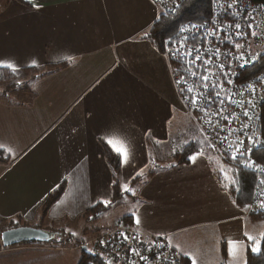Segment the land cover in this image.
Masks as SVG:
<instances>
[{"label": "crops", "instance_id": "crops-1", "mask_svg": "<svg viewBox=\"0 0 264 264\" xmlns=\"http://www.w3.org/2000/svg\"><path fill=\"white\" fill-rule=\"evenodd\" d=\"M113 2L0 0L1 68L67 64L36 81L29 97L17 96L20 105L0 100V150L9 161L0 163V219L18 217L30 223L61 184V197L48 210L51 223L83 216L103 201L110 203L114 173L102 145L117 155L104 142L116 135L130 151V163L120 162L118 178L120 186L134 185L127 197L132 209L125 211L131 225L144 233L170 234L173 248L191 262L195 253L188 227H177L175 216L187 210L188 205L180 208L179 202L193 188L186 186L179 171L201 167L203 171L185 173L199 177L203 190L218 197L210 234L217 236L219 245L211 252L219 253L231 239L245 256L253 223L217 184L215 161L196 156L195 164L189 160L178 165L173 159L161 164L164 152L172 154L170 139L184 136L180 131L174 135L173 128L181 123L175 124L174 109H185L167 61L145 35L157 19L156 8L149 0ZM185 115L188 126L195 128ZM227 224L233 225L229 232L218 230ZM183 238L189 245L184 246ZM82 247L86 250V244ZM234 259L225 264H237Z\"/></svg>", "mask_w": 264, "mask_h": 264}, {"label": "trees", "instance_id": "trees-1", "mask_svg": "<svg viewBox=\"0 0 264 264\" xmlns=\"http://www.w3.org/2000/svg\"><path fill=\"white\" fill-rule=\"evenodd\" d=\"M170 1V4L162 5V7L164 6V9L162 10L156 7V10L159 13L157 19L150 25L146 32V38L151 43V46H153L167 61L171 78L177 76L180 79H190L188 71V61L190 60L188 59L189 56L184 55V53L188 49H192L194 52L196 48L203 47L206 41L203 39L204 37L202 35H196L193 29L186 31L185 33H179V28L182 25L188 24H195L198 28L204 26H209L211 28L212 40L208 42L207 45L214 48V53L205 55L204 59H210L212 61L210 64H204L205 68L213 74L209 81L223 85L221 89L230 90L233 85L232 83H227L225 73L229 74L228 78L231 79L234 84L237 82L239 85L253 82L254 79H257L259 76H264V0H237L238 3L245 1L246 5L253 11V14H251V12H243L240 8H236L235 4H233V7L228 8L227 6L229 2L231 3L233 0H226L228 4H213V0ZM177 5H179V7H177ZM237 23L241 25L239 30L235 28V24ZM249 24L251 27H248ZM237 31L242 33V35H237ZM253 32L255 35H253ZM217 36L221 37L220 42H216L214 37ZM229 38L231 42H229ZM169 39H171L173 43L170 45L171 51H166L165 41H168ZM182 41L186 47H181L179 48V51H177V48ZM237 43L241 44L242 47L239 49L236 48L235 44ZM217 49H219V55H216ZM225 51H229L231 55H225ZM240 56H243L244 59L249 61L244 67H247L249 64L251 65L250 68H244L243 71L240 70L239 76L236 79L235 73L238 71V67L243 61L238 59L239 62L235 64L234 58ZM253 57H255V60H253L252 63L251 60ZM221 64L224 65V71H221L219 68V65ZM66 65L67 64L39 68H23L15 71H13V69L0 67V100L6 104L20 105L16 98L17 96L29 97L30 94H32V85L36 81L60 70ZM191 68L192 71L197 73L196 64L192 65ZM26 72H29L30 74L27 75L25 74ZM226 96V92L220 94L219 98L220 100H223L222 104H225ZM259 110L260 122L253 123L251 119H248L247 121L252 125L251 135L255 132L259 135L260 140L264 141V102ZM228 111L232 112V108L230 107ZM207 112H210L212 115L213 113H218V115H213V120L219 119L220 112L218 111V108H216V110L208 109ZM248 117L249 116H246V119ZM239 123L240 128L243 127V125H245L244 119L239 120L238 124ZM193 129L195 131L194 137H188L185 141H181L180 139L173 141L170 162H172L173 159L174 162L176 161V164L182 165L190 160V156L209 153L205 137L202 135L201 131L198 132L196 128ZM236 140L238 141L239 139ZM102 147L104 157L114 173L111 202L108 203L107 206L105 203L97 204L85 211L82 218H86L88 215V218H91L102 214L103 210L107 209L108 206L119 201L123 194L120 189L118 178L120 173L119 157L113 154L105 144H103ZM225 155L226 153L223 152L221 157H223V161L228 167H223V173L219 174L216 172L214 176L217 183L221 186V190L230 196L234 205L244 210L246 208L245 205H248L251 202L254 194L261 193L264 195V185L259 184L260 179H264V173L258 172L255 168L244 167L239 160L233 161L231 156L224 158ZM249 155L256 164L264 166V144H258L251 154L245 153V159H247ZM6 157H8V154L5 151L0 150L1 164L6 163L8 165L9 161L7 162ZM173 165H175V163H173ZM225 173L227 176H225ZM151 174L152 172L149 173V175ZM233 180L236 181L235 184L232 183ZM63 188L64 185L61 184L57 190L48 196L42 209H40L41 218H45L50 207L60 199ZM121 219L125 225L134 227L129 222V217L124 216ZM248 219L250 222H264V208L263 210L250 214ZM17 221L22 222V219L18 218ZM10 225L13 227H10ZM10 225V229L15 228L13 223ZM40 226L41 223L38 222L36 227L40 228ZM262 236H264V230L262 235L257 238V240H260V250L258 252H253V243L245 239L246 258L244 264H264V239H261ZM80 241L82 240H79L78 242ZM40 244L43 245V243ZM19 245L37 246L39 245V242H27ZM63 246L64 245H60V247ZM0 249H2L1 244ZM181 257V264H191L188 258L183 257L182 255ZM126 258V263L121 264H127L128 261H132L131 264H147L142 261L133 262L134 256H132V254H125V259ZM77 264L105 263L99 255L93 254L90 250L86 249L80 250Z\"/></svg>", "mask_w": 264, "mask_h": 264}, {"label": "rangeland", "instance_id": "rangeland-1", "mask_svg": "<svg viewBox=\"0 0 264 264\" xmlns=\"http://www.w3.org/2000/svg\"><path fill=\"white\" fill-rule=\"evenodd\" d=\"M149 1L155 8L157 7L161 9L159 6L154 5L151 0ZM112 4H114V2ZM115 4H118V0H115ZM98 23H96L95 25L98 29H100V26L97 25ZM134 49L136 50V46L134 47ZM136 68L140 69L141 66L140 65L136 66ZM25 74L28 75L30 73L26 72ZM172 78H171V82L172 85L174 86ZM168 82L169 79L167 83ZM174 111H176V116H177V120H175V124L177 123V121L179 122V120H181V123H179L177 127L176 126L175 128L172 127L175 130L174 131L175 137L178 131H180L181 134L184 135V136L180 135L181 141H185L188 137L189 138L194 137L195 131L193 128L188 126L189 121L186 119V115H185L186 112L185 113L183 112L180 105L179 108L177 105ZM190 119L194 127L199 132L198 127L193 122L191 117ZM215 136L217 135H213V138ZM173 141H175V138L174 140L173 138L170 139V142L173 143ZM205 142H206V146L208 147L209 153H201L197 155V157L207 156L208 158H210L208 159V162H210V160L215 161L216 166H213L215 168L213 171H218L219 174H222L223 172L221 171V169L223 167H228V165L221 158L217 157L216 153L211 152L212 147L209 146L211 144L209 142V139L205 138ZM164 154H165L163 157L164 159L161 160L162 165L171 161V156L169 152H164ZM200 160H202V158H200ZM193 163L195 164L197 162L193 161ZM188 171H193L197 173L203 171V169L201 167H195L194 169H181V171H179L183 173L181 175V178L185 182L186 186L192 184V188H193V191H189L184 196H182L179 202L180 208H183L185 205H188L187 210L181 209L177 214V216H175L177 221V227H181V228L188 227L187 228L188 232L186 233L190 237L189 243L190 244L193 243V245H191V248L195 253L193 258L191 259L192 260L191 263L215 264L221 262V264H225L226 260L235 258L233 262H236L237 264H244L246 253L245 256L242 257L241 250L238 247H236L237 250L233 255L229 254V246H227L228 248L226 247L225 249L224 248L220 249L219 253L215 252V254H212L211 251L214 249V247L219 245V241H217V236H212L210 234V232L213 229L211 221L216 219L215 214L218 213L217 211L218 197L217 195L214 196L215 194L211 190H207V189L203 190V188L201 187L202 183H198L200 180L199 177L197 176L189 177L185 173ZM122 187L123 186H120L121 192L125 194H122L121 200L113 203L114 205L110 206L106 210H103L102 214L91 218H88L89 215L86 218H82V216H78V215L76 216L70 215L69 218L63 220V222L51 223V221H49L48 211L45 218L43 217L41 218V213L39 211L35 220L30 221V223H27L26 220H22V222L21 221L18 222L17 221L18 217L14 218L16 220H9V221L0 219V235L2 232L6 231L7 228L10 229V227H13L10 225L12 223L14 224L15 227L18 225L17 227L24 226V227L38 228L36 227V225L38 224L39 220H45L43 224L41 223L40 229L44 231H54L55 233L58 232V234L55 235L54 240L51 241V243H46V244L43 243V245L40 243L37 246L13 245L9 247H3L1 245L2 249H0V264H77L80 255V250H84V248L82 247L83 244L87 245V242L97 238L96 234H99L104 230L107 231L110 228L111 230H113L116 226H118L121 222H123V220L118 222L116 221L120 220L123 217V215L127 216L125 215L126 209H132L131 207L132 204H129V201L127 199V197L130 196V194H128L130 193V191L125 192L122 190ZM132 187H134V185L128 186L129 189H132ZM248 205H250V203ZM248 209L249 207L244 209L243 217L245 218H248V216L250 215ZM252 223L253 224L249 225L248 228L250 231L249 235L257 239L262 235V232L264 230V222L258 221ZM231 228H233V225L227 224L225 226L218 227V230L224 229V230H228L229 232ZM132 229L142 232L141 230L137 229L135 226L132 227ZM72 233H75V235H72ZM144 234L156 236V237L157 236L165 237V240H167L170 246L172 245L175 246L174 244H172V242H170V239L168 238L170 234L164 235V233H159V232H155L152 234H150V232H145ZM178 236H180L181 238L183 234H179ZM79 240L82 241L78 242ZM181 241L184 244V246L189 245L187 244L185 238L181 239ZM229 241H231V239L226 240L227 243ZM60 245H64V246L60 247ZM88 247H90V250L93 251L92 245L90 246L88 245ZM226 264H232V263L228 261L226 262Z\"/></svg>", "mask_w": 264, "mask_h": 264}, {"label": "built area", "instance_id": "built-area-1", "mask_svg": "<svg viewBox=\"0 0 264 264\" xmlns=\"http://www.w3.org/2000/svg\"><path fill=\"white\" fill-rule=\"evenodd\" d=\"M155 2L154 5L160 6V4L164 5L165 2H167V0H153ZM214 4V3H213ZM215 4H228L226 0H217V3ZM229 4H233V2H229ZM236 6V8H240L243 12H251V14H253V11L250 10V7L246 5L245 1L241 2V3H234ZM217 10V7H216ZM261 18V17H259ZM256 23V22H255ZM194 32L196 35H202L204 38L205 43L203 45V47L201 48H196L199 50V55L201 56V60L196 62V67H197V74H201L205 72V65L203 63L204 59H205V55L207 54H211L214 53V48H212L210 45H207L208 42H210L212 40V31L211 28L209 26H204L201 28H193ZM216 42H220L221 37L217 36L214 37ZM225 55L230 56L231 54L229 53V51H225L224 52ZM197 55V52L194 51L192 56H189L188 59L192 60L194 59V57ZM235 59V64L238 63V59L237 57L234 58ZM252 61V60H251ZM243 67H238V71L235 73V78L237 79V77L239 76L240 70ZM261 77V76H259ZM178 80L181 81V83H176ZM196 80V77H193L190 75V79L186 80V79H180L179 77L175 76L172 78L173 84L175 89L177 90L182 102L184 103L186 109L190 112L195 111L197 112V118L200 123H201V128L200 131L202 133V135L206 138L209 139V132L214 133L216 135H219L220 137H222L224 139V137H227L220 129L219 127H221V125H218V127H214L211 128L212 123L215 121L213 119H208L205 120V117H209L207 114V110H205V114L204 116L201 118V108H200V101L198 102V105L194 106L191 103V96L193 95V93H189L187 92V86L192 85L194 83V81ZM254 85H261V93L260 96L258 98H253L252 97V92L247 90V85L249 83H244L239 85L237 82L236 84H234V82H232V88L230 90H224L221 88H214L213 85H215V83L213 81H207L209 87L207 90L210 91V93L213 95V98H215L217 101H219L221 103V100L219 97H216L214 95V93L216 91H219L220 94L222 92H226L227 96H226V100H225V104H221L219 105L218 111L220 112V116L219 119H221L223 116L228 117V120H224L223 122L227 125V126H233L241 132L240 134H243V137L246 136V132L247 131H251V124L248 123V119L249 117L246 119V116L244 115V111L247 109V111L249 110V116H251V120L253 123H256L257 121L254 118V111L255 108L251 107L248 104V100L252 99L255 101L256 106L260 104V101L262 100V97L264 96V83H261L258 79H255L254 81ZM195 91H204L203 89L200 88H196L194 89ZM241 93H243V95H241ZM248 93V94H247ZM231 97L232 101H234L233 103H229L228 101V97ZM185 97H188V99H185ZM232 108V112H229V108ZM235 109H237L239 111V114L236 115L234 113ZM244 119L245 124H247L249 127L248 128H244L241 127L240 128V123L236 124L237 121ZM209 121H211V123H209ZM229 121H231L229 123ZM239 140H242L239 138ZM238 140V141H239ZM224 141L226 142V145L224 147H228L229 143L233 144V148H236V144L238 143V141L236 139H232L227 137V139ZM223 147V148H224ZM246 147V144H245ZM258 195H262L261 193H259ZM109 236L105 235V236H100L97 237L96 239L92 240L91 244L93 247V252L97 255H99L100 257H102L104 259V261L109 264H121V263H126L127 258L125 259H119L117 256L114 255L113 253V247L114 244L119 246V247H125L127 245H131L133 243V240L137 237V234L143 238L144 243L146 242V234L136 231L134 229L128 228V227H124L121 226L117 229H115L113 232L108 233ZM123 234V235H122ZM127 236L128 239L125 240L124 237ZM111 238V239H110ZM103 242V243H102ZM104 243L106 245H104ZM114 243V244H113ZM153 250L154 253L152 255H147L145 256L147 259L145 260V262H147L148 264H151L152 261L154 260V256H159L165 252L171 251L173 249L172 246H170L167 242V240H165V237H153ZM160 245V246H158ZM132 256H134L132 254ZM163 261L167 260V257H165L163 255ZM176 264V258H175V263Z\"/></svg>", "mask_w": 264, "mask_h": 264}, {"label": "snow or ice", "instance_id": "snow-or-ice-1", "mask_svg": "<svg viewBox=\"0 0 264 264\" xmlns=\"http://www.w3.org/2000/svg\"><path fill=\"white\" fill-rule=\"evenodd\" d=\"M237 0H233V4L236 3ZM213 3H217V0H213ZM233 4H228V8H231L233 7ZM177 7H179V5H177ZM197 25L195 24H188V25H182L180 28H179V33H185L186 31H189L193 28H196ZM248 27H251V25L249 24ZM235 28L237 30H239L241 28V25L239 23L235 24ZM147 35V34H145ZM237 35H242V33H240L239 31H237ZM253 35H255V33L253 32ZM229 42L230 41V38H229ZM173 43V41L171 39H169L168 41H165V47H166V51H171V48H170V45ZM181 47H186V45L184 44V42L182 41L179 45V47L177 48V51H179V48ZM235 47L236 48H241L242 45L237 43L235 44ZM197 52V55L194 57V59L188 61V65H189V68H188V71H189V74L193 77H196V80L194 81V83L192 85H189L187 86V92L189 93H193V95L191 96V103L196 106L198 105V102L200 101V99L202 97H205L206 95V92H207V89L209 87L207 81H209L211 75H213L212 73H210L208 71L207 68H205V72L204 73H201V74H197L195 71H192V68L191 66L196 64L197 61H200L202 58L201 56L198 54L199 53V50L196 49L195 50ZM193 54V50L192 49H188L184 55H187V56H192ZM216 55H219V49H217L216 51ZM237 59H240L243 61V63H241L239 65V67H244L247 63H249L248 60L244 59L243 56H240V57H237ZM253 60H255V57L252 58ZM2 63V62H0ZM203 63L205 65L207 64H210L212 63V61L210 59H206L203 61ZM6 67L8 68H12L13 71H15V68L13 67V65L11 64H6L5 65ZM219 68L221 71H224V65L221 64L219 65ZM228 73H225V79L227 80V83L228 84H231L232 83V80L228 78ZM261 83H264V76L262 77H258L257 78ZM183 80V78H182ZM176 83H181L180 80H178ZM214 88H222L223 85L221 84H215L213 85ZM196 88H200V89H203L204 91H195L194 92V89ZM247 90L251 91L253 96L256 95V88H255V85H254V82H250L248 85H247ZM214 95L216 97H219L220 96V92L219 91H216L214 93ZM241 95H243V93H241ZM185 99H188V97H185ZM228 101L229 103H233L234 101H232L231 97L229 96L228 97ZM248 104L255 108L256 107V103L254 100L252 99H249L248 101ZM223 103V100H221V104ZM213 115H218V113H213ZM244 115L245 116H249V113L247 110L244 111ZM252 117L249 116V119H251ZM222 119L224 120H228L229 118L226 117V116H223ZM231 121H229L230 123ZM209 123H211V121H209ZM244 128H248L249 126L247 124L243 125ZM222 130V129H221ZM230 131H235V129H232ZM224 139L226 140L227 137H224ZM104 142L109 145L110 148H112V150L117 154V156L120 158V162L122 165H127L130 163V151H129V148L127 146V143L126 141L122 138V137H118L116 135H112V136H108V137H105L104 138ZM258 144H264V141H261L260 140V137L257 133L253 132V135H250V136H247V146L245 147V141L244 140H239L238 143L236 144V148L234 151H232V155H231V159L233 161H237L239 160V162L244 166V167H248V168H255L258 172L260 173H264V166H261V165H258L255 163L254 160H252L250 158V155L247 159H245V153H248V154H251L253 152V149L258 145ZM210 147L212 146L211 144L209 145ZM2 147V146H0ZM233 148V144L232 143H229L228 144V149L227 150H231ZM9 151H11L9 149ZM190 160H195L196 159V156H190L189 157ZM221 171H223V169H221ZM140 173H138L139 175ZM225 176H227V174L225 173ZM233 184L236 183L235 180L232 181ZM259 184L261 185H264V179H260L259 181ZM122 190L127 192V191H131V189L128 188V185L127 184H124L123 187H122ZM239 190V189H237ZM105 203V205L107 206L108 204V201H103ZM246 208L250 207L249 205H245ZM260 207L264 208V200L260 201ZM72 235H75V233H72ZM123 235V234H122ZM247 235V234H246ZM125 240L128 239L127 236L124 237ZM261 239H264V236L261 237ZM248 240L251 241L253 243V246H252V251L253 252H258L260 250V240H257L256 238L252 237V236H248ZM103 243V242H102ZM229 254L230 255H233L235 252H236V244L238 242L236 241H229ZM160 246V245H158ZM151 250V249H149ZM131 251L135 254V255H139L140 258L142 260H146L147 258L142 256L136 249H131ZM159 259V257H157ZM110 264V262H109Z\"/></svg>", "mask_w": 264, "mask_h": 264}, {"label": "bare ground", "instance_id": "bare-ground-1", "mask_svg": "<svg viewBox=\"0 0 264 264\" xmlns=\"http://www.w3.org/2000/svg\"><path fill=\"white\" fill-rule=\"evenodd\" d=\"M153 4H155V2L153 0H151ZM171 1L170 0H167V2H165L164 4H170ZM157 6V5H156ZM162 9H164V6L162 7V4H160L159 6ZM253 61V59H252ZM251 61V62H252ZM253 63V62H252ZM250 65L249 64L247 67H243L241 69V71H243L244 68H250ZM255 80V79H254ZM255 88H256V95L253 96L252 94V97L253 98H258L260 96V93H261V85L257 84L255 85ZM248 94V93H247ZM181 99V98H180ZM182 102V100H181ZM264 102V96L262 97V100L260 101V104L257 105L255 107V111H254V118L257 122H260V106L262 105V103ZM183 106H184V109H185V112L192 118L193 122L196 124V126L198 127L199 131H200V128H201V123L197 118V112L195 111H188L184 105V103L182 102ZM200 108H201V118L204 116L205 114V110L207 109H212V110H216V108L221 105V103L219 101H217L215 98H213V95L210 93L209 90H207L206 92V95L205 97H202L200 99ZM195 113V114H194ZM234 113L236 115L239 114V111L237 109H235ZM208 114V118L205 117L204 119L205 120H208V119H213V115L210 113V112H207ZM239 121L236 122V124H238ZM218 125H221V127H219V129L229 138H232V139H242L245 141V144H247V136H250L251 135V131H247L246 132V136L243 137V134H240L241 132L235 127L233 126H227L224 122H223V119H215V121L212 123V126L211 128H214V127H218ZM232 129H235V131H230ZM213 135H216L214 133H210L209 132V142L211 143V147H212V150L211 152L212 153H216L217 157L221 158L223 160V157H221V155L224 153H226L225 157L224 158H227L228 156H231L232 155V151L235 150V148H232L231 150H227L228 147H224L226 145V142L224 141V139L222 137H220L219 135L215 136L213 138ZM206 138V137H205ZM208 139V138H207ZM224 147V148H223ZM264 200V195H258V194H254L252 196V199H251V202H250V207L248 209L249 213L252 214L254 212H257V211H260V210H263L262 207H260V201ZM121 226H124V227H128V228H131V226H128V225H125L123 222H121L118 226H116L113 230H110L106 233H100V234H96V237H100V236H109L108 233H111L113 232L115 229L121 227ZM15 228H18V227H15ZM11 229H14V228H11ZM9 230V229H8ZM7 231V230H6ZM48 234L51 235V239L48 241V242H45V243H49L51 241L54 240V237L57 233H55L54 231H46ZM110 237V236H109ZM153 237L155 238L156 236H151V235H146V242L144 243L143 241V238L140 237L138 234H137V237L133 240V243L131 245H127L125 247H119L117 245H115L114 243V247H113V253L115 256H117L119 259H122L125 257V254L127 255H130V254H134L131 249H136L142 256H147V255H152L153 254ZM157 237H162V236H157ZM111 239V238H110ZM94 240V239H93ZM35 242V241H33ZM92 240L87 242V245H86V249L87 250H90V247H88V245H92L91 244ZM27 243V242H25ZM41 243V242H39ZM22 244V243H21ZM2 245V244H1ZM19 245V244H17ZM104 245H106L104 243ZM151 249V250H149ZM91 253L95 254L92 250H90ZM163 255L165 257H167V260L166 261H163ZM159 257V259L157 258ZM102 258V257H101ZM175 258H176V264H181V254L176 250V249H172L171 251H168V252H165L159 256H154V260L152 261L151 264H174L175 263ZM103 259V258H102ZM104 261V259H103ZM139 262V261H142L144 263H147L145 262V260H142L140 258L139 255H135L134 254V259H133V262ZM132 262V261H131ZM130 261L127 262V264H131ZM105 264H107L105 261H104ZM148 264V263H147Z\"/></svg>", "mask_w": 264, "mask_h": 264}, {"label": "water", "instance_id": "water-1", "mask_svg": "<svg viewBox=\"0 0 264 264\" xmlns=\"http://www.w3.org/2000/svg\"><path fill=\"white\" fill-rule=\"evenodd\" d=\"M51 239V235L40 228L18 227L4 231L0 235V242L3 247H9L25 242L45 243Z\"/></svg>", "mask_w": 264, "mask_h": 264}]
</instances>
